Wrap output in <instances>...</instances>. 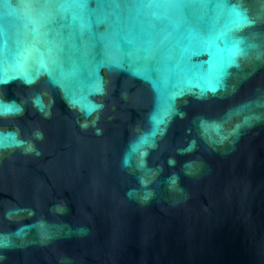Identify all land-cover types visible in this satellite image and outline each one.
<instances>
[{
    "label": "water",
    "instance_id": "1",
    "mask_svg": "<svg viewBox=\"0 0 264 264\" xmlns=\"http://www.w3.org/2000/svg\"><path fill=\"white\" fill-rule=\"evenodd\" d=\"M0 264H264V0H0Z\"/></svg>",
    "mask_w": 264,
    "mask_h": 264
}]
</instances>
